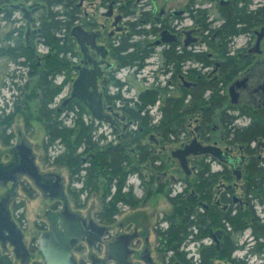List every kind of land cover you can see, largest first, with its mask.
I'll use <instances>...</instances> for the list:
<instances>
[{"label": "flooded vegetation", "instance_id": "af4514ba", "mask_svg": "<svg viewBox=\"0 0 264 264\" xmlns=\"http://www.w3.org/2000/svg\"><path fill=\"white\" fill-rule=\"evenodd\" d=\"M68 1L69 7L64 3L49 5L45 0H11L10 3L0 4V12L4 11V17L10 16L9 23L13 24L7 44H0V208H8L24 241V247L17 254L9 239L0 240V254L8 257L11 264L15 260L19 264H46L39 252L38 237L49 226L45 213L51 209L78 212L87 221L93 219L107 227L101 243L90 244L83 239L75 242L72 248L76 259L74 250H83V244L98 252L104 246V257L92 252L87 260L81 259V263L76 259L78 264H93L96 261L114 264L112 260L106 259L107 243L123 237H130L129 264H157L159 260L163 264H171L175 252L161 245L159 231L169 228L170 221L166 216L173 211L154 223V213L140 209L144 201L148 202L152 196V192L148 195V190L155 187V194L166 196L170 203V197L182 194V200L192 199L205 215L216 211L221 216V227L211 229L201 241L187 243L197 244L195 251L185 250L187 244L182 246L186 261L200 264L201 244L215 245L221 252L229 251L226 240L230 237V246H235L230 258L221 259L217 256L213 259L214 264H248L238 254L244 245L234 241L236 232L241 235L246 230L250 231V239L254 242L252 253L261 255L255 252V248L264 243V237H258L264 232V212L260 216L264 206V5L252 8L254 0ZM11 3L41 5L32 13L34 22L30 24L31 30L39 31L29 36L28 40L25 34L27 22L20 10L8 6ZM13 13L18 14L21 23L16 24ZM48 14L55 15L60 23L56 33L59 44H68L67 40L72 44L71 51L65 55H70V58H66L71 64V71H62L54 76L61 75L62 80L57 84L66 80L63 88L70 83L67 95L61 100V107L56 109L58 112L66 110L72 103L77 105L76 110L78 106L86 109L83 117L87 115V118L83 119L90 128L93 147L86 153H83L84 146L77 151L83 153L82 165L92 166L99 196L104 186L111 187V176L105 174L104 168L93 166L96 152L112 145L116 150H124L123 155L134 156L132 164L127 166L128 163L123 162L127 166L126 170L134 166L137 168L136 172L128 171L124 190L131 187L134 192L128 177L135 174L143 194L137 196L140 199L137 206L118 204L120 211L114 215L112 222L101 218V204L99 209H90L86 216L80 211L83 203L79 206L73 201L75 209L69 207L63 176L39 169L33 146L21 130L22 126L26 129L31 124V100L25 98L33 83L45 74V57L51 54L50 45L45 43L42 36V20ZM74 26L96 34L93 46L85 44L89 49L85 60L90 69H96V63L97 69L101 71L96 81V90L101 93L103 107L100 115H111L118 125L99 119L78 99H70L65 106L62 105L78 76L79 70L75 67L86 66L81 63L84 58L81 44L70 35ZM18 75L25 76L22 86L16 84ZM149 79L152 82H147ZM136 80L144 82V86L133 88L138 98L142 93L153 90L159 91L160 96L153 104L140 110L141 115H147L151 128L145 133L138 120L131 118L128 112L129 108L138 109L135 103L140 102V99L133 102L121 96L123 90L131 88L132 81ZM164 93L177 99L186 97L182 109L184 113L180 112L175 118L177 126L169 133L160 128L164 118ZM196 95H202L204 103L193 107ZM108 107L111 109L107 110ZM122 116L124 120H121ZM18 118L21 126H17L16 131ZM175 131H179V135ZM195 138L204 145H215L219 154L190 155L189 166L194 169L187 174L173 152L184 148ZM177 142L179 146L170 148ZM25 144L31 147L35 155L36 173L25 152ZM60 144L63 153L65 148ZM89 158H92L91 163ZM175 161L179 164V171L184 173L180 179L170 173L178 171L173 168L176 167ZM213 164L217 166L216 169ZM81 173L84 174V170ZM167 178L170 183L183 181V189L171 195L172 188L167 187ZM76 182L81 183L79 188L83 186L82 179ZM115 183L113 180L112 192ZM162 185L163 192L157 191ZM70 188H67L68 191ZM18 189L29 198L34 197L37 190L45 202H50L44 213L46 221L37 222L39 233L28 242L24 234L26 225L19 212L23 202L16 199ZM123 206H127L130 212H124L127 216L119 223L118 230L114 231ZM232 217L236 219L235 222L240 221V226L231 225ZM162 223L166 225L161 226ZM217 230L223 233L212 236ZM151 236L156 239L155 246L150 244ZM24 251L28 252L26 256L23 255Z\"/></svg>", "mask_w": 264, "mask_h": 264}, {"label": "trees", "instance_id": "16d2710c", "mask_svg": "<svg viewBox=\"0 0 264 264\" xmlns=\"http://www.w3.org/2000/svg\"><path fill=\"white\" fill-rule=\"evenodd\" d=\"M48 4H60L64 3L65 6L69 7L68 0H45ZM11 0H0V4L10 3ZM8 10V9H6ZM60 23L56 19L55 15L48 14L43 17L42 20V36L46 44L50 45L51 54H47L45 57L44 68L46 70L45 74H42L32 85L30 92L26 96L27 99H37L36 108V119L39 120L47 133L48 140L46 141L44 148L47 149L55 141H59L64 145L65 151L57 155L53 163L58 166H65L70 172L71 180L82 179L83 186L81 188H70L69 193L72 200L82 206L80 201V195L83 192L92 193L93 191L98 192V183L95 182L94 171L92 166L88 165L84 167L82 165L81 156L83 153L91 150V136L90 128L84 122L83 114L86 109L82 106H78L72 103L67 108V112L76 110V118H74V125L67 126L59 119L60 112L56 108L51 107V103L54 98L61 92L63 86L66 83L64 80L61 84L54 82V76L57 73L66 71L69 73L71 71V64L66 58V53L71 51L72 44H69V40L66 42L68 44H59V39L56 36L57 30L60 29ZM63 53L62 56L60 54ZM216 95V94H215ZM214 95V98L216 97ZM140 102H136L138 105L137 110L132 108L128 109L131 118L138 120L139 124L144 128V133L151 130L149 125V119L147 115H141L140 110L149 105L153 104L157 99H159V91H150L149 93H142L140 96ZM177 99L168 96L166 93L162 95L164 100V118L160 125V128L167 130L175 129L177 124L174 122L175 118L179 116L180 112L185 106L184 99ZM196 103L193 105L199 106L204 103L203 96H194ZM63 110V109H62ZM184 113V112H183ZM32 117V116H31ZM179 135V131H175ZM81 146L85 147L83 153H78L77 149ZM98 150V148H97ZM124 151V150H123ZM122 150H116L112 145H107L102 148V151L96 152V158L93 166H99L98 169H105V174L111 176V187L113 185V180L116 181L115 189L112 192L111 187H103L101 193V205H102V215L101 218L104 221L112 222L114 215L119 213L118 204H126L129 206H137L140 199L135 195L132 188L129 187L128 190H124L126 185V177L128 171L136 172L137 168L131 167L126 170V167L132 164V157L129 154L123 155ZM91 159L88 161L91 163ZM127 162V166H124L123 162ZM84 170V174L81 171ZM96 170V168H95ZM109 185V182H108ZM198 184L197 186H199ZM164 186H160L157 191L163 192ZM151 193L148 190V195ZM184 195L180 194L177 196L170 197V201L174 206V210L166 218L170 221V226L167 230L159 231L160 242L162 246H166L173 250L175 254L171 258V264H176L174 261H180L183 264H193L190 261H186V253L182 250V246L190 241H201L203 238L207 237L211 229L221 227V216L218 212L208 213L205 215L196 205V202L192 199L185 200L182 198ZM235 218H231V225L233 227L240 226V221H234ZM231 235V234H230ZM258 237H264V232L260 233ZM231 238L228 237L226 242L229 244L227 252L219 251L215 245H205L201 244L199 247L200 264H214V260L217 256L219 258H230L232 251L235 246L231 245ZM264 251V243L262 246H257L255 252L262 253ZM0 264H11L8 257L0 254Z\"/></svg>", "mask_w": 264, "mask_h": 264}, {"label": "water", "instance_id": "95a60500", "mask_svg": "<svg viewBox=\"0 0 264 264\" xmlns=\"http://www.w3.org/2000/svg\"><path fill=\"white\" fill-rule=\"evenodd\" d=\"M35 5L25 6L21 3L8 4L10 8L20 10L22 17L26 20L27 30L25 34L27 40L29 39V36L39 31L38 29L31 30L30 28V24L34 22L32 13L41 7L39 4L37 6ZM70 35L81 44L84 54L81 63L86 66L75 67L79 70L78 76L72 83L70 95L63 100L62 105L65 106L70 99H78L82 101L88 107L89 111L99 119L118 125V122H114L115 120L111 115H100L103 107L101 93L96 90V81L97 77L101 74V71L100 69H97L98 65L96 63V69H90L85 60L87 53H89L87 46L89 44L93 46L92 44H94L96 34L85 32L80 26H74L70 30ZM85 44L88 45L86 46ZM110 109L111 107L107 108V110ZM124 119L125 117L122 116L121 120ZM24 148L26 154L29 156L28 159L32 165V170L36 173L37 166L34 163L35 155L29 145L25 144ZM218 150V147L215 145H204L195 138L184 148L175 150L173 156L178 158L184 171L189 174L191 169H194V167L191 168L189 166L188 157L190 155L212 154L213 156H217L219 154ZM34 173H31L32 177H35ZM45 216L49 222V226L40 233L38 237V248L46 264H78L72 252L74 243L83 239H86L90 244L101 243L102 236L107 228L104 225L98 224L93 219L87 221L78 212L50 209L46 211ZM222 233L221 230H217L215 233H212V236L216 237L218 234L221 235ZM6 234L8 235L5 236ZM3 239L10 240V243L15 246L17 254L18 251L24 247L23 234L21 230L17 228L15 221L11 218L7 207H5L4 210L0 208V240ZM129 239L130 237H123L108 242L106 259L112 260L114 264H129ZM27 254V251L23 252L24 256ZM93 264H104V262L96 261Z\"/></svg>", "mask_w": 264, "mask_h": 264}, {"label": "rangeland", "instance_id": "374dc122", "mask_svg": "<svg viewBox=\"0 0 264 264\" xmlns=\"http://www.w3.org/2000/svg\"><path fill=\"white\" fill-rule=\"evenodd\" d=\"M2 5V4H1ZM264 5V0H254L252 3V8H258L260 6ZM13 15L16 17V24L21 23L20 19H18V14L13 13ZM5 13L4 11L0 12V44H7L6 42L8 41V34L13 26V24L9 23L11 18L9 17H4ZM15 24V25H16ZM45 48H41V50H44ZM69 56V57H68ZM66 57L70 58V55H67ZM1 60V59H0ZM61 76V75H60ZM60 76H57L54 78V82L58 83L62 79ZM25 76H16V84L18 86H22L24 84V79ZM133 86L131 88L124 89L121 96L123 98H130L134 101L138 100L137 96V91L133 89L134 87H141L144 86V82H138L132 81ZM147 82H152L151 79H149ZM146 83V82H145ZM69 84H67L63 90L55 97L53 102L51 103V107H61L60 103L62 98H64L67 95V92L69 91ZM124 88V87H123ZM18 92V91H17ZM15 100L17 101V94L15 92ZM31 105V124L30 127L28 128H23L21 127V130L23 133H25V136L28 140V142L33 146L34 153H36V163L39 166V169L41 171H54L59 173L61 176L64 178L65 182V196L67 197L68 205L70 208L75 209V204L73 200L71 199L70 193L68 191V187H75L79 188L81 186L80 182L72 181L70 179L69 173L66 168L62 166H58L53 163L54 157L61 153L63 150L62 145L60 142L57 140L53 144H51L47 149L44 148V145L46 141L48 140L47 133L45 131V128L43 124L37 120L36 117V108H37V101L36 99H32L30 101ZM60 115L59 119H62L63 123L66 125L71 126L73 124L74 118H76V110L74 111H69L67 110H60ZM157 116H155L156 118ZM84 119L87 118V115L83 117ZM154 118V117H153ZM20 118L16 121V127L15 130L17 131V126H21L19 121ZM195 126V124H193ZM150 131L149 133H151ZM146 141V139H145ZM181 142V141H180ZM179 142L172 144L170 148H174L179 146ZM176 167L173 168H179V164L177 161L174 162ZM84 165H86L84 163ZM213 168L216 169L217 166L213 164ZM201 168V167H200ZM171 174H174L177 178H182L184 176V173L179 171L173 173L170 171ZM129 184H132L134 193L136 196H142L143 191L141 188L137 185L138 184V178L136 177L135 174H131L128 177ZM167 182V187L172 188L171 190V195H176L178 192H180L183 189L184 182L183 181H177V182H172L170 183V179H168ZM33 188H35L32 185ZM151 188V187H149ZM36 190V189H35ZM155 187H152L150 191L152 192V196L148 202L142 204L140 209L146 210V212L149 213H154L153 214V219L154 223H157V221L161 220L163 216L166 213L172 212L173 211V205L167 200L166 196L164 195H157L155 194ZM1 192V190H0ZM35 196L34 197H27L25 193H23L22 190L18 189L17 190V201L23 202V205L20 207L19 212L22 213L23 215V221L24 225H26V230L24 231L25 238L28 241L32 239V236H37L39 233V228L36 226L37 222H41V220H45L44 213L45 211L49 208L50 202H45L44 198H42L41 194L35 191ZM80 201L84 204L82 208H80V211L82 212V215L86 216L88 211L92 208H97L99 209L100 204H101V198L99 196V192L95 193H88V192H83L80 195ZM121 213L118 214L117 216V222L115 223V226L113 228L114 231L118 230V225L119 223L123 220L124 216H127L126 213L124 212H130V209L127 208V206L121 207ZM260 210V209H259ZM264 212V206H262V210L260 211V216L263 215ZM46 221V220H45ZM165 223H162L161 226H165ZM250 231L246 230L244 234L239 235L238 232L235 233L234 235V241L238 242L241 245H244V248L239 250V257L242 259L247 260L248 264H264V253H261V255L254 254L252 253L251 249L253 250V240L250 239ZM209 241V240H208ZM150 244L155 246L156 245V239L151 236L150 237ZM83 250H74V254L76 259L81 263V259H88L89 253L94 252L97 256H100L101 258L104 257V246H101V252H98V250L90 249L86 246V244H83ZM197 244L194 243H189L184 246L185 250L187 249H192L193 251L196 250ZM159 263L157 264H163L162 260L157 261ZM14 264H19L17 260L14 261Z\"/></svg>", "mask_w": 264, "mask_h": 264}]
</instances>
